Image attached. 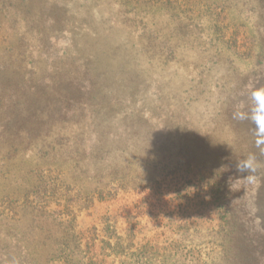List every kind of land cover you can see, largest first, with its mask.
<instances>
[{
	"label": "rangeland",
	"instance_id": "374dc122",
	"mask_svg": "<svg viewBox=\"0 0 264 264\" xmlns=\"http://www.w3.org/2000/svg\"><path fill=\"white\" fill-rule=\"evenodd\" d=\"M261 87L264 0H0V264H264Z\"/></svg>",
	"mask_w": 264,
	"mask_h": 264
},
{
	"label": "clouds",
	"instance_id": "9594fccd",
	"mask_svg": "<svg viewBox=\"0 0 264 264\" xmlns=\"http://www.w3.org/2000/svg\"><path fill=\"white\" fill-rule=\"evenodd\" d=\"M252 99L255 101L257 107L255 109L256 116L254 117L256 124L261 129V134H264V87L255 89L251 93ZM251 168V163L246 161L241 165V170Z\"/></svg>",
	"mask_w": 264,
	"mask_h": 264
},
{
	"label": "trees",
	"instance_id": "16d2710c",
	"mask_svg": "<svg viewBox=\"0 0 264 264\" xmlns=\"http://www.w3.org/2000/svg\"><path fill=\"white\" fill-rule=\"evenodd\" d=\"M4 193V192H3ZM3 193H0V195H3ZM6 198H12V197H10V194H6V196H5ZM26 201L28 202V197H26ZM47 201V203H44L45 204V207L47 206V204H48V199H47V196H46V200H43L42 201V203L43 202H46ZM10 202V201H9ZM1 214H3V213H1ZM1 214H0V225H2V226H0V234L1 235H3V232L1 233V228L2 227H4L3 229H4V231H6V233L9 235V234H11V233H15V228H13V227H11V226H9V224H8V221H7V217H5V218H3V217H1ZM5 216H7V215H5Z\"/></svg>",
	"mask_w": 264,
	"mask_h": 264
}]
</instances>
